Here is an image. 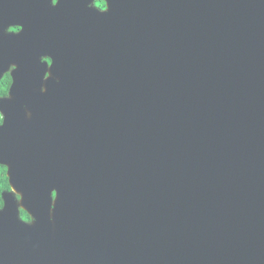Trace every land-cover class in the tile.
<instances>
[{"label": "water", "instance_id": "95a60500", "mask_svg": "<svg viewBox=\"0 0 264 264\" xmlns=\"http://www.w3.org/2000/svg\"><path fill=\"white\" fill-rule=\"evenodd\" d=\"M114 4L53 57L78 163L0 212L3 264H264V0Z\"/></svg>", "mask_w": 264, "mask_h": 264}, {"label": "flooded vegetation", "instance_id": "af4514ba", "mask_svg": "<svg viewBox=\"0 0 264 264\" xmlns=\"http://www.w3.org/2000/svg\"><path fill=\"white\" fill-rule=\"evenodd\" d=\"M115 6L114 0H0V212L11 206L32 223L23 199L40 201L49 191L53 209L56 187L73 163L68 154L75 152L77 164L81 147L77 128L73 134L65 121L72 104L77 116L82 111V101L45 97L54 84L53 57L70 55L89 30H107L118 19ZM2 224L1 218L0 233ZM3 258L0 235V264Z\"/></svg>", "mask_w": 264, "mask_h": 264}, {"label": "bare ground", "instance_id": "6f19581e", "mask_svg": "<svg viewBox=\"0 0 264 264\" xmlns=\"http://www.w3.org/2000/svg\"><path fill=\"white\" fill-rule=\"evenodd\" d=\"M22 191V190H21Z\"/></svg>", "mask_w": 264, "mask_h": 264}]
</instances>
